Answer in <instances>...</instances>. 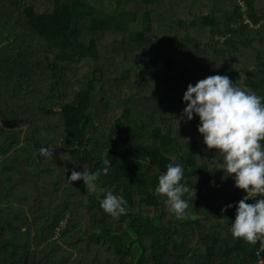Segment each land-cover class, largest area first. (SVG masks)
Returning a JSON list of instances; mask_svg holds the SVG:
<instances>
[{"label": "trees", "instance_id": "obj_1", "mask_svg": "<svg viewBox=\"0 0 264 264\" xmlns=\"http://www.w3.org/2000/svg\"><path fill=\"white\" fill-rule=\"evenodd\" d=\"M107 1L0 0V264H257L264 240L233 238L236 208L222 211L247 193L216 166L223 157L204 144L199 117L185 149L167 137L173 161L147 141L128 91L143 58L110 54L133 44L150 50L151 82L138 90L159 95L161 121L180 118L188 84L211 75L264 97V0ZM174 26L183 36L170 35ZM89 59L95 66L80 73ZM42 146L54 148L53 158ZM173 162L189 188L180 218L155 194ZM73 169L99 171L101 191L87 198L82 180H68ZM108 190L127 202L126 214L100 207Z\"/></svg>", "mask_w": 264, "mask_h": 264}, {"label": "clouds", "instance_id": "obj_2", "mask_svg": "<svg viewBox=\"0 0 264 264\" xmlns=\"http://www.w3.org/2000/svg\"><path fill=\"white\" fill-rule=\"evenodd\" d=\"M186 107L178 119L191 121L199 117L198 132L208 149H215L223 157V168L227 176H234L235 187L247 195L236 207L235 220L230 231L233 238L248 243L264 240V97L237 86L226 75H211L193 86L188 84L183 94ZM52 147H40L39 153L53 158ZM107 172V169H104ZM101 173L72 170L68 180H82L88 191L95 193L96 181ZM184 169L179 163H169L165 173L158 177L155 194L164 197L169 211L177 218L183 217L189 208L183 199L189 192L181 181ZM105 213L119 217L127 213V202L123 197L108 190L100 202ZM232 207L227 205L225 209Z\"/></svg>", "mask_w": 264, "mask_h": 264}, {"label": "rangeland", "instance_id": "obj_3", "mask_svg": "<svg viewBox=\"0 0 264 264\" xmlns=\"http://www.w3.org/2000/svg\"><path fill=\"white\" fill-rule=\"evenodd\" d=\"M107 3H108V6H111V7L114 6V2L112 0H110V1L108 0ZM154 13H155L154 17L156 18L157 13L156 12H154ZM177 16H180V14H178ZM181 16L184 19L188 16V14H187V12H183L181 14ZM192 17H194V15H190V18H192ZM157 26H159V28H157V27L156 28L158 29V32H160V33H164L167 30V29H164V27H162L160 25H157ZM114 29H112L110 33L109 32L105 33V35H106L105 39L106 40L110 41L113 39V37H115V35H116L115 30L116 29L115 30ZM184 32H185L184 29H179L178 27L174 26V28H172V31L170 32V35L175 34L178 36H183ZM121 35L123 37L125 35V33L121 32ZM123 52L125 53V51H123ZM136 55H141L143 60L138 61L137 71H134L131 74V78L129 80L130 87H129L128 91L129 92L135 91L134 97L136 100H138V102L136 103V108H137L136 112H139V115L146 120L145 121L146 122L145 137H147V141L150 143H157V144H160L161 146H164L165 149H167V154L173 159V161H175L176 152L171 149V146L169 145V143L166 142V139H167V137H171L172 139L174 138V142H177V144L180 147L185 149V147H187L188 142L190 141V138L186 137L187 136V134H186L187 130L191 129L190 121H186L185 119H180L178 121L179 118L169 120V121H168V119H167V121H165V120L161 121V118L158 115L159 100H158L157 96H159V95L155 94L154 98L146 99V98H149V96H146L144 94H140L141 91H139L138 89L141 86H143L142 83H144V81H149V83L151 82V80L146 79V77L149 76L146 73V67L154 70V67H152V66L155 65V63L153 61L152 54H150V50L144 49V47H139L137 44L136 45L133 44V45H131V50H129V46H126L125 55L119 51V55L110 54V58L113 61L117 60L120 62L122 59H126L129 56L132 58H135ZM80 64H81L80 73L86 69L91 70V68L95 66V62L92 59L83 61ZM156 65H157V68H164L165 67L164 66L165 64L162 61V59L157 60ZM122 69H120L118 71L117 75H120V73H122ZM162 86H163V88L166 87L165 84H163ZM241 87L246 89V90H250L247 86H241ZM147 92L148 93L151 92L150 84L148 85ZM140 110H143V111L140 112ZM150 116H151V118H150ZM113 124L114 123L112 121V122L108 123V126L110 128H112ZM156 125H159L161 127L160 137H155L153 135V127ZM216 166L219 169V168H222V166H224V165L216 163ZM68 169L69 168L67 166L64 167L63 173H67ZM65 179H66V177H64L63 180H65ZM100 191L101 190H99L98 187H97V190L95 193H92V192L87 190V198L90 199L91 198L90 196L97 194ZM193 192H195V191H193Z\"/></svg>", "mask_w": 264, "mask_h": 264}, {"label": "built area", "instance_id": "obj_4", "mask_svg": "<svg viewBox=\"0 0 264 264\" xmlns=\"http://www.w3.org/2000/svg\"><path fill=\"white\" fill-rule=\"evenodd\" d=\"M240 7L242 8V12H244V11L246 10L245 5H244L243 3H240ZM245 196H246V195L242 196V197L240 198V200H241L242 198H244ZM260 197L264 198V196H258V197H255V198H252V199L248 200L247 202L254 203V202H255V199H256V198L259 199ZM240 200H239V201H240ZM239 201L228 203L227 205L231 204L232 207L227 208V209L224 210V211H231V210L235 209V208L237 207V204H238ZM227 205H225L223 209H225V207H226ZM263 253H264V244L259 248V250H258L257 253H256L257 264H264Z\"/></svg>", "mask_w": 264, "mask_h": 264}]
</instances>
